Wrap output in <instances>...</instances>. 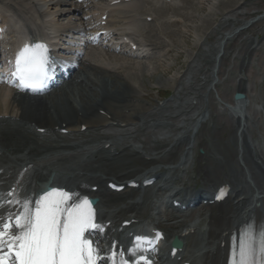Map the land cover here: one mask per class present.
I'll use <instances>...</instances> for the list:
<instances>
[{
	"label": "bare ground",
	"instance_id": "bare-ground-1",
	"mask_svg": "<svg viewBox=\"0 0 264 264\" xmlns=\"http://www.w3.org/2000/svg\"><path fill=\"white\" fill-rule=\"evenodd\" d=\"M69 1L0 0V14H6L9 20L12 17L19 18L26 27L29 25L28 29L32 32H36L44 26L48 35H51V31L57 33L55 41L58 38L64 40L74 34L81 33L82 30L72 23L66 24L60 30L53 25L54 28L49 30L42 19L49 15L51 6L60 7L68 4ZM69 9V15L64 14L65 11H62L61 15L69 17L70 14L81 12V6L73 2L69 4ZM155 10L157 11L156 8ZM109 12L110 9L106 13ZM57 17L59 16L57 15ZM37 18L42 20L41 23ZM261 19L262 17L252 20L245 25L246 27L242 26L239 30L236 28V31L226 33L219 40L218 46L215 49L212 47L214 50L217 48L219 50L214 62H211L208 56L205 67L196 69V72L199 70L198 73L202 74L206 71L207 65H211L210 76L207 75L203 79L202 85H196L198 80L194 81L195 77L190 78L191 81L184 85L180 92L183 96H196V100L200 99L206 103L191 118L181 119L180 122V116L187 117L195 110L192 108L193 104H189L184 111H181V115L176 117L166 115L165 121H161L159 115L163 111L158 112V109L153 105L147 108L146 104H134V100L139 99L141 93L135 88V83H130L131 79L126 77L124 84L120 82L117 84L116 77L120 76V73H113V70L108 67L82 59L76 63V71L69 83L44 98L0 88V184L9 183L6 191L12 190L17 180L14 178L10 181L12 174L16 173L17 169H20L18 174L25 170L17 185L18 192H14L13 196L6 194V197L1 198L4 201L14 202L10 204V207L5 208L4 212L19 211L20 214L24 211L23 206L26 202L30 208H33L38 200V183L47 181L51 173L55 172L53 186L77 189L72 190V201H77L85 195L99 198L98 206L102 210L100 219L104 222L103 226H107L108 222L116 226L125 213L131 214L132 217L127 216L121 223L137 219L133 215L141 213L147 195L141 193L140 198L130 205L127 201L133 200L132 198H126L125 194L119 196L123 200L114 195L111 197L113 193L110 192L109 187L113 184L123 186L126 182L145 175L147 169L141 168L146 163L148 164L144 160L145 157L151 158L149 167L153 166L149 173L152 174L150 178L156 177L169 182L165 176L167 172L186 168L190 151H194L196 145L201 142L205 125L211 122L208 119L210 107L207 104L210 103L211 98L214 101L215 93L218 95L220 92V84L224 85V80L220 78V73H222L220 70L226 56V49L229 48L228 42L262 21ZM126 22L130 26H138L134 18H126ZM5 40L4 42L11 40L12 44L16 43L11 34ZM251 40L252 43L247 51L251 56L257 58L258 52L263 48L264 38L261 41H256L248 37L245 41ZM154 46L156 45L154 44ZM5 49H2L3 53L6 52ZM51 55L54 56L53 53ZM108 60L112 63L117 62L114 57H108ZM242 65L245 69L248 64L246 65L244 62ZM133 66L123 64L121 68L129 70L132 78L137 75L144 76L150 72L146 65L137 68ZM131 70L137 72L131 73ZM181 82V79H178L175 81V85L181 87ZM249 82L250 79L243 77L237 82L239 92L246 95L245 101H234L228 105L221 104L219 106L231 108V119L233 124L237 125V150L241 158L238 160L237 170L231 169V174L237 178L236 182L240 178H243V181L234 184L231 196L223 204L206 206L211 211V214L206 217L207 227L204 230L208 238L202 248L198 250H193L195 248L194 237L202 231L199 219L201 220L203 215L198 212L190 221H185L183 215L168 214V218L164 222L173 220H177V222L175 225L165 226V232L173 234V236L175 234L181 236L185 243L184 252L179 255L183 257L179 264H196L197 260L201 264H226L231 232L252 218L264 224V151L258 144L251 142V128L258 126L264 112L257 110L254 113L251 110L252 91L248 88ZM161 83L163 81L158 79L156 84L161 85ZM84 126L87 127L86 132L92 131L88 135L89 138L81 140L82 127ZM153 127H171L174 131H179L181 137L176 139L171 137L170 141L151 140L145 131L149 128L154 129ZM109 128H118L120 131H116L115 134L99 133L100 130ZM37 130H44V133H38ZM63 131L68 132L67 136H61L60 133ZM182 146L185 150L181 161L174 164L167 163L166 159L172 158ZM160 150L163 151L160 152ZM73 153L75 155H68ZM82 158H88L90 161L82 163L80 161ZM93 159L94 161H92ZM138 161L139 165H137ZM128 168V172H124ZM11 170L12 174L10 175L8 172ZM206 176L211 177L208 172ZM76 180L79 182L78 185L73 184ZM183 182L188 188V196L200 195L198 191L194 193L190 189L189 180ZM76 186L77 188H74ZM215 188L213 184H209L205 191H212ZM20 191L26 194L18 200L19 203H15L17 200L14 197H19ZM173 197L176 198L173 203L181 201L179 199L182 197L181 191ZM123 204L130 205V207L121 209ZM216 209L217 215L213 213ZM107 210L109 213L105 212ZM175 212L179 211L175 208ZM155 225L164 226V223L159 221ZM113 229L111 226L107 227V233L102 238H113ZM190 230L195 231L187 234ZM224 243L225 247L222 246Z\"/></svg>",
	"mask_w": 264,
	"mask_h": 264
},
{
	"label": "rangeland",
	"instance_id": "rangeland-1",
	"mask_svg": "<svg viewBox=\"0 0 264 264\" xmlns=\"http://www.w3.org/2000/svg\"><path fill=\"white\" fill-rule=\"evenodd\" d=\"M163 2L164 0H142L136 4L138 11H142L143 14L149 15L152 19V21L147 23H141L139 28L142 32L141 35L146 41H149V37L157 47H161L158 50L161 53L160 59H157L158 61H155L156 58L151 61L137 60L141 62H135V59L126 60V62L133 63L134 66H132L136 68L146 65L149 68V74L144 76L137 75L132 78L129 70H121L119 71L120 76L116 77V83L120 82L123 84L126 77L131 79L130 83H135L134 86L141 91V95L150 96L151 100L142 96L143 102L146 103L147 107H150L151 104L157 106L160 102L165 105L170 99H175L181 91V89H178L180 86L175 85V81L178 79L182 81L181 86L187 85L191 81L190 78L193 77H195L193 78L194 81L198 80L196 85H202L203 79L207 75L210 76L211 65H207L206 71L202 74L198 73L199 70L196 72V69L205 67L206 62H208L206 61L208 56L211 62L214 61L219 51L218 48L214 49L218 46L219 40L226 33L262 17V21H259L253 27L228 42L229 48L226 49V56L220 70V72L222 71L220 78L224 80V85L220 84V92H218V95L213 96L215 101H212L211 98L210 103L207 104L210 107L208 114L213 122L205 125L206 128L202 134L201 143L196 146L194 153L191 152L190 156L192 159L188 164L194 168V176L196 178L199 177L198 182L202 184L203 177L198 176V171L205 168V165L204 163H199V158L204 156L199 151H204L205 155L207 152L210 155L220 153L226 157L227 166L211 163L210 167L216 169L221 181H226V175H230L228 165L230 168H234L238 160L236 148L237 129L232 126V122H229L227 116L222 115L218 111L217 100L221 99L224 103H233L234 95L239 89L237 82L243 77L250 79L252 109L254 110L258 106L262 109L264 106V45L262 50L258 52L257 58H254L247 51L252 40L245 41L248 37L256 41H261L264 38V0H171L170 4H164ZM66 5L50 7L49 18L54 26L63 27L67 23L79 25L78 20L80 18L78 16L67 17L66 15L65 17L60 14L61 11H68ZM155 6H161L162 9H157ZM237 7L238 9H236ZM57 13L61 16L60 19L55 18ZM145 15H140L143 18L141 21L146 22ZM230 20L232 22L229 23ZM175 21L182 22V24L175 25ZM221 21L224 22L221 23ZM168 52L170 53L167 55ZM90 61L98 63L97 59ZM99 61V64L102 62L108 64L103 59ZM244 62L246 65L248 64L245 69H243L242 65ZM134 72L136 73L137 71L131 70V73ZM158 79L163 81L161 85L156 84ZM168 92L171 94V98L165 99ZM192 103V108H195V110L187 117H181V119L191 118L206 103L200 99L196 100V96H183L182 101H177V104L171 105L173 108L164 111H168V115L176 116L179 111ZM177 106L180 107L179 110H177ZM181 119H179V122ZM260 122L258 128L252 126L253 132L251 128L253 139L256 138V140H259L260 136H264V117ZM177 132L179 133V131H174L173 129L164 131L157 129L152 134V137L170 141L169 139L172 136L178 135ZM158 134L162 136H158ZM162 151L160 150V152ZM182 152L183 148L180 149V153L172 158L169 157L168 163H178ZM137 165H139V161ZM127 170L129 168L124 172H128ZM193 173H191V176Z\"/></svg>",
	"mask_w": 264,
	"mask_h": 264
},
{
	"label": "snow or ice",
	"instance_id": "snow-or-ice-1",
	"mask_svg": "<svg viewBox=\"0 0 264 264\" xmlns=\"http://www.w3.org/2000/svg\"><path fill=\"white\" fill-rule=\"evenodd\" d=\"M47 73L44 46H26L17 56L13 75L22 87L38 90ZM70 201L68 192L53 189L36 201L34 209L26 202L22 213L0 216V264H97L101 259L99 244L85 237L86 231L98 228L91 202ZM259 253L258 261L255 240L245 234L232 264H264V233Z\"/></svg>",
	"mask_w": 264,
	"mask_h": 264
},
{
	"label": "water",
	"instance_id": "water-1",
	"mask_svg": "<svg viewBox=\"0 0 264 264\" xmlns=\"http://www.w3.org/2000/svg\"><path fill=\"white\" fill-rule=\"evenodd\" d=\"M243 98V96L237 95L236 99Z\"/></svg>",
	"mask_w": 264,
	"mask_h": 264
}]
</instances>
